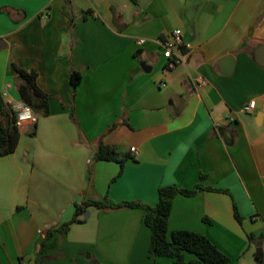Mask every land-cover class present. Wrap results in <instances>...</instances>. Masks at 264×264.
I'll return each mask as SVG.
<instances>
[{"label":"crops","instance_id":"0c3cea01","mask_svg":"<svg viewBox=\"0 0 264 264\" xmlns=\"http://www.w3.org/2000/svg\"><path fill=\"white\" fill-rule=\"evenodd\" d=\"M175 30L188 58L168 70L159 40ZM14 64L38 73L50 102L0 157V264H34L45 233L76 205L155 206L162 187L200 184L175 199L170 232L205 236L230 264H264V0H0V96L10 85L19 102ZM102 144L131 159L95 160ZM144 217L90 207L45 241L44 255L49 264H173L150 255Z\"/></svg>","mask_w":264,"mask_h":264},{"label":"trees","instance_id":"16d2710c","mask_svg":"<svg viewBox=\"0 0 264 264\" xmlns=\"http://www.w3.org/2000/svg\"><path fill=\"white\" fill-rule=\"evenodd\" d=\"M132 1L135 2L136 0ZM13 68L18 75L16 85L21 101L32 107L39 116H48L50 96L38 87V73L22 69L15 64ZM81 81V74L73 72L71 83L74 89L78 88ZM20 134L21 131L15 126L14 113L0 96V157L9 156L16 151ZM130 159V155L119 152L115 147L103 144L95 156L97 161H113L121 166ZM203 179L204 177H202ZM202 190H204V187L201 184L193 190H184L175 186L162 187L159 189L158 202L155 206L140 202L115 203L109 199L102 201L89 200L82 205H76V211L71 221L45 233L44 241L34 264H49L48 258L43 251L45 241L50 239L55 233L67 234L70 227L78 223L79 217L90 207L99 210H143L145 214L144 224L151 231L149 252L155 258H170L173 260V264H230V259L205 236L186 230L170 232L169 219L175 199L178 196L193 197ZM236 218L241 222L239 215H236ZM187 253L193 255L195 259L187 261Z\"/></svg>","mask_w":264,"mask_h":264},{"label":"built area","instance_id":"2783aa9c","mask_svg":"<svg viewBox=\"0 0 264 264\" xmlns=\"http://www.w3.org/2000/svg\"><path fill=\"white\" fill-rule=\"evenodd\" d=\"M139 46L145 44V40H139L137 42ZM161 49L163 50V57L167 60V69L173 70L179 65L185 64L188 55L185 51V43L181 30H175L165 39L159 40ZM198 87L205 86L206 82L198 78L196 79ZM11 86H7L6 90L2 94V99L7 101L8 107L12 110L15 115V126L21 132L27 126H36L39 121V115L22 101L16 102L11 99L10 95ZM256 110V102L252 101L243 108L245 114H252Z\"/></svg>","mask_w":264,"mask_h":264},{"label":"water","instance_id":"95a60500","mask_svg":"<svg viewBox=\"0 0 264 264\" xmlns=\"http://www.w3.org/2000/svg\"><path fill=\"white\" fill-rule=\"evenodd\" d=\"M230 62L233 63L232 62V58H227L224 63H230ZM227 137H228V139H230V135L229 134H227ZM258 246H260V245H258ZM261 252H262L261 249H259L258 253L260 254Z\"/></svg>","mask_w":264,"mask_h":264}]
</instances>
